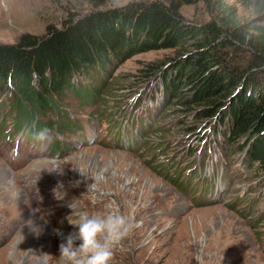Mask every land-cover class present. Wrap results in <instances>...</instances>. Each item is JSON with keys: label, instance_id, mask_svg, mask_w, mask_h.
Segmentation results:
<instances>
[{"label": "rangeland", "instance_id": "1", "mask_svg": "<svg viewBox=\"0 0 264 264\" xmlns=\"http://www.w3.org/2000/svg\"><path fill=\"white\" fill-rule=\"evenodd\" d=\"M130 1L0 0V43ZM218 1L236 13L228 56L250 58V42L264 48V0ZM181 12L187 24L214 19L204 2ZM173 60L183 61L177 50L132 56L95 101L58 99L74 128L44 116L28 122L0 100V264H60V244L77 231L70 220L112 202L134 224L112 264H264V174L214 131L217 121L166 94ZM45 128L47 140H37Z\"/></svg>", "mask_w": 264, "mask_h": 264}, {"label": "trees", "instance_id": "2", "mask_svg": "<svg viewBox=\"0 0 264 264\" xmlns=\"http://www.w3.org/2000/svg\"><path fill=\"white\" fill-rule=\"evenodd\" d=\"M198 2L214 19L185 23L182 7ZM228 7L218 0H131L68 16L62 28L50 26L42 36L23 34L16 43H0V100L28 122L44 116L65 127L70 121L58 99L93 102L121 62L148 51L177 50L183 61L173 60L178 65L163 75L166 94L184 110L198 107L197 119L217 121L214 131L240 145L248 165L264 174V48L250 42V58L228 56L226 47L234 49L239 37L236 13Z\"/></svg>", "mask_w": 264, "mask_h": 264}, {"label": "clouds", "instance_id": "3", "mask_svg": "<svg viewBox=\"0 0 264 264\" xmlns=\"http://www.w3.org/2000/svg\"><path fill=\"white\" fill-rule=\"evenodd\" d=\"M48 136L49 130L45 128L36 134V139L44 141ZM106 209L92 214L82 212L77 223L70 220L77 231L60 244V264H112L114 250L131 235L134 224L115 202Z\"/></svg>", "mask_w": 264, "mask_h": 264}, {"label": "bare ground", "instance_id": "4", "mask_svg": "<svg viewBox=\"0 0 264 264\" xmlns=\"http://www.w3.org/2000/svg\"><path fill=\"white\" fill-rule=\"evenodd\" d=\"M94 172V171H93ZM191 263V262H190Z\"/></svg>", "mask_w": 264, "mask_h": 264}]
</instances>
